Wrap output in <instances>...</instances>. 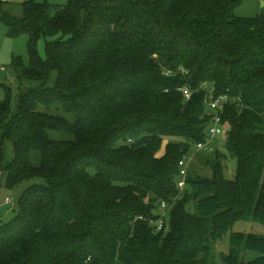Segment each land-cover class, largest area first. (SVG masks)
Listing matches in <instances>:
<instances>
[{
	"label": "trees",
	"instance_id": "obj_1",
	"mask_svg": "<svg viewBox=\"0 0 264 264\" xmlns=\"http://www.w3.org/2000/svg\"><path fill=\"white\" fill-rule=\"evenodd\" d=\"M242 2L29 0L18 17L0 0L8 37H28L13 66L40 84L16 115L0 104L5 187L29 183L0 225V264H214L237 223L264 226V16L237 18ZM204 85L233 101L226 153H197L211 175L193 160L181 192L179 163L206 141ZM223 264H264V237L231 233Z\"/></svg>",
	"mask_w": 264,
	"mask_h": 264
},
{
	"label": "rangeland",
	"instance_id": "obj_2",
	"mask_svg": "<svg viewBox=\"0 0 264 264\" xmlns=\"http://www.w3.org/2000/svg\"><path fill=\"white\" fill-rule=\"evenodd\" d=\"M29 0H7L8 7L13 15L20 17L22 14L21 5ZM37 3H43L45 0H35ZM48 3L56 6H66L69 0H46ZM235 16L237 18H256L264 16V0H243L242 4L235 10ZM52 39H41L38 44V52L41 58H46V43L47 41H53ZM28 37L26 35L20 36L16 39H10L8 37V30L0 24V68H4L6 72L0 70V104H7L12 115H16L18 110V104L21 92L36 89L40 86L39 83L24 80L19 77V73L13 66L14 57H20L25 65H28V52H27ZM54 80L52 79L48 87H53ZM169 141H172L168 139ZM168 140L164 144L161 154L165 150V146ZM225 138H220L217 148L221 153H226L224 148ZM174 141V140H173ZM4 161L7 163L14 157V151L11 143L5 142L3 144ZM195 145L190 148V153H196ZM194 159L192 168L195 172L199 173L203 177L211 175V170L201 164L200 160ZM226 166V178L233 179L236 175V160L229 157L224 161ZM6 177L0 172V225H4L14 217L17 202L22 195L23 191L29 186V183H24L14 190H8L5 187ZM11 201L10 205L6 204V200ZM242 233L245 235H256L264 237V226L257 223L240 222L237 223L232 231L225 237L223 242L218 243L211 255V262L214 264H223V256L228 254L230 250V234ZM255 258V254L248 253L245 255V259L252 260Z\"/></svg>",
	"mask_w": 264,
	"mask_h": 264
},
{
	"label": "built area",
	"instance_id": "obj_3",
	"mask_svg": "<svg viewBox=\"0 0 264 264\" xmlns=\"http://www.w3.org/2000/svg\"><path fill=\"white\" fill-rule=\"evenodd\" d=\"M2 72H6L4 68H0ZM205 89V107L207 116L210 118L208 125L205 127V139L203 143L195 145L196 153H189L187 157L182 159L179 163L180 176L178 181V189L182 192L186 187V180L191 164L193 163L194 156L197 153H212L215 151L220 138H225L227 135V126L222 122V115L224 114L226 107L233 103L227 96H215L213 89H208L206 85L203 86ZM186 100H189L192 96V92L188 87L181 89ZM131 142V141H130ZM132 143V142H131ZM6 204H11L9 199L6 200ZM166 206H162V217L154 222L157 227V231H162L164 227V217L166 212Z\"/></svg>",
	"mask_w": 264,
	"mask_h": 264
},
{
	"label": "water",
	"instance_id": "obj_4",
	"mask_svg": "<svg viewBox=\"0 0 264 264\" xmlns=\"http://www.w3.org/2000/svg\"><path fill=\"white\" fill-rule=\"evenodd\" d=\"M203 131H205V127L203 128Z\"/></svg>",
	"mask_w": 264,
	"mask_h": 264
}]
</instances>
